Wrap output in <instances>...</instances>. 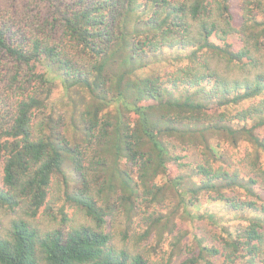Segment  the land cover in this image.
<instances>
[{"label": "trees", "instance_id": "1", "mask_svg": "<svg viewBox=\"0 0 264 264\" xmlns=\"http://www.w3.org/2000/svg\"><path fill=\"white\" fill-rule=\"evenodd\" d=\"M263 130L264 0H0V264H264Z\"/></svg>", "mask_w": 264, "mask_h": 264}, {"label": "rangeland", "instance_id": "2", "mask_svg": "<svg viewBox=\"0 0 264 264\" xmlns=\"http://www.w3.org/2000/svg\"><path fill=\"white\" fill-rule=\"evenodd\" d=\"M233 12L234 14L238 15V3L236 1L233 2ZM167 62H161V63H154L151 66V70L153 72L163 74L167 70H170L177 66L180 63L183 62H177L176 60L173 59V57H169L167 59ZM262 134H264V130L262 131ZM172 149L179 151L181 154H184L185 157L183 161H188L190 164H194L195 162H198L200 157L198 156V152L194 148H187L186 150H182L181 146L178 145L177 142H171L170 143ZM222 150L221 153L223 157L226 159L227 164H229L231 167H236V168H241L239 158L243 156L244 152V145H240L238 147H232L229 146L228 144L224 143L221 145ZM247 168V165H245V168ZM1 171V168H0ZM56 185L52 184L51 186V194L48 197V203L47 205L39 208L37 214L34 216L33 219H30L31 221L34 222L38 227L41 229L44 228H52L59 226L61 224V221L65 215L66 216V223L67 225L75 224L77 222H82L83 215L76 210L75 207L70 206L68 204H65L59 199V193H57V189L55 188ZM261 196L264 199V188L261 191ZM20 215L23 218H26V215L18 210L16 212L10 211L4 207L0 206V229L2 233H5L7 229L9 228L10 222L14 217H18ZM179 224L184 228L194 232H200V233H205L207 236L209 235V227L205 226L203 224H197V223H188V222H179ZM133 227H136V224L133 225ZM116 238H119V236L115 235ZM149 243L152 245L150 246V257L152 260H157L161 257V251H168L170 249L168 245V240L164 239L159 245H154L156 242L155 235L152 234L151 237L148 238ZM143 244V242H142ZM134 247V246H132ZM181 257V256H180ZM180 257L177 258L173 262L176 263Z\"/></svg>", "mask_w": 264, "mask_h": 264}]
</instances>
